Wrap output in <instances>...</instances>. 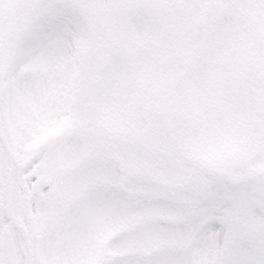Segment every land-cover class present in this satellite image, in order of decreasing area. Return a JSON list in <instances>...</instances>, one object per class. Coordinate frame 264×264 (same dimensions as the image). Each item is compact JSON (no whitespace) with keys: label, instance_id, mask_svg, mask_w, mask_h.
I'll return each mask as SVG.
<instances>
[{"label":"snow or ice","instance_id":"obj_1","mask_svg":"<svg viewBox=\"0 0 264 264\" xmlns=\"http://www.w3.org/2000/svg\"><path fill=\"white\" fill-rule=\"evenodd\" d=\"M0 264H264V0H0Z\"/></svg>","mask_w":264,"mask_h":264}]
</instances>
